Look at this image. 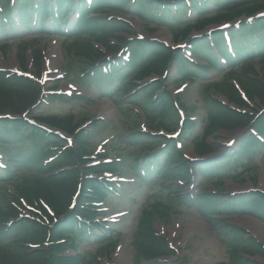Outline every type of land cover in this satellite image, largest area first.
<instances>
[{"label":"rangeland","instance_id":"1","mask_svg":"<svg viewBox=\"0 0 264 264\" xmlns=\"http://www.w3.org/2000/svg\"><path fill=\"white\" fill-rule=\"evenodd\" d=\"M34 2L35 6L40 5L37 3L38 0ZM14 13V23L10 25L0 23V45L10 42L8 46H4L5 50L0 48V72H21L23 67L27 69V75L32 76L31 79L36 80L40 85L39 88L44 91L39 106L33 108L28 116L73 114L75 130L84 140L80 148L85 159L78 160L80 166L107 163L114 164L116 168V173H106L101 176L104 179L102 183L106 191L104 195L101 194L100 200L94 202L102 217L96 219L100 227H103L102 233L96 230V234L93 233L91 239L90 237L89 239L78 238L77 242L73 241V244L65 247L63 254L68 255V258L64 261L53 260L52 263L47 264H90L94 259H97L100 264H134V262L147 264L145 259L139 262L135 243L140 218L146 212L154 218V229L165 237L168 244L175 250L172 256L161 258L169 263L173 259L186 260L177 262L178 264L229 262L231 248L253 241L252 238L248 239V236L255 237L264 248V221L252 214L254 207L250 205V199H247L256 192L264 193V148L254 152L253 155L248 152L238 156L240 159L235 162L242 166L234 163L233 159H226L229 152L240 151L243 140L252 133L251 128L245 130L216 128L207 139L215 149L212 155L216 156L209 163L216 162L219 167L225 168L220 176L211 175L216 174L220 170L219 167L210 175L202 174L195 167L198 165L201 168L205 164L198 158L194 146L202 140L207 117L211 115L210 112L218 111V105L230 103L224 95L209 88L207 83V81L225 79V71H218L219 69H217L218 72L207 71L203 78L193 76L189 77L190 81L176 74L180 66L174 62L169 66L167 77L150 72L146 80L139 83L146 84V87H154L161 82L162 88L158 95L163 96L169 92L180 103L181 108H177V117L182 121V131L167 133L156 125L153 127L144 123V108L140 103L146 102L145 95L147 91H150L149 88L147 90L138 88L136 95L123 93L129 82L124 72H128L127 69L132 65L125 66L129 60L122 55V51H106L97 44L96 47L106 52L107 57L93 65L87 72L80 67V58L73 54L70 46L78 40V37L85 35L87 30L80 25L76 32L67 33L77 24L80 13H73V11L67 13V17L63 19L67 20L65 25L57 29L52 28L54 20L51 16L42 21L44 27L42 29L38 16L32 17L30 22H23L18 17L20 14L17 12V6H14ZM87 17H90L89 21L93 22L106 19L125 20L130 24L131 34L121 32L118 35L129 40L130 44L136 38L146 39L154 47H158L161 43L173 46H176L178 42L181 46L185 44V40L177 41L169 28L164 26L153 31L151 29L153 26L148 27L136 15L105 10L89 13ZM59 23L60 21L57 24ZM215 29L218 28L209 30L213 32ZM192 35L196 33L193 32ZM112 43L119 46L115 41ZM37 47L43 49L44 55L43 59H40L41 72L34 68L36 62L33 51ZM124 48L127 50L126 47ZM186 50L187 45L183 47V51L185 56L189 57ZM22 51L25 54V67L19 60V54ZM215 55L220 59L218 53L215 52ZM91 57H84L82 60L92 63ZM107 61L110 65L106 64L104 67ZM120 62L124 64L118 73V79H106L112 66H117ZM194 62L206 64L198 58H195ZM254 66L258 75L264 79V64L256 62ZM122 74V81H120ZM20 76L25 77V75L14 74L13 78ZM248 103L247 111L259 113L262 109L257 98H250ZM149 108L147 107V111ZM160 108L161 106L155 109L154 113H159ZM172 109L176 112L173 105ZM171 118L176 119L175 116ZM188 121L195 124L189 131L184 126ZM41 126L49 131L60 133L64 142H69L72 150L79 148L78 144L76 146L77 139L74 135H69L57 127L44 124ZM139 129L141 131L139 133L132 132ZM13 132L0 131V136L7 137V134L12 135ZM27 133L28 131L23 128L19 133L24 138L21 141L11 139L9 143H0V152L5 154L0 159L7 163V167L0 172V212L8 209L9 199L5 198L6 192L18 193V186L23 185L27 177L45 172L36 166L31 167L34 159H41L39 164L41 163V156L38 155V159L35 156L29 160L22 159L25 157L24 154L33 155L37 142L25 138ZM169 142L172 143L171 149L176 150L171 155L166 152L171 150L167 147ZM47 147L44 146V149ZM181 157L193 168L179 178L176 173L179 164L176 163ZM229 162H232V165H228ZM149 163L152 166L150 169L146 168ZM57 164L58 161L53 162V165ZM153 166H155L154 169ZM169 167L173 168L172 171L166 172L165 169ZM178 188L182 190L181 193L174 195ZM89 196H91L90 193ZM209 196L224 197L223 202H236V211L227 205L213 208L211 203L207 204L211 206L210 208L206 205L202 207L203 198ZM241 198H246L247 201ZM35 206L24 201L23 208L20 209L21 215L32 216V208ZM5 217L0 213V223L9 224L12 219L5 221L7 219ZM198 223H202L203 231L195 227ZM3 227L4 225H0V242L10 247V240L13 239L15 232L14 224L10 225L7 231ZM25 234L26 231H23L22 237ZM16 244L30 245L31 243L17 240ZM48 245L49 243H46L41 248L46 249ZM76 252L78 255L74 257ZM253 259L264 264V256L256 255ZM95 263V261L92 262V264Z\"/></svg>","mask_w":264,"mask_h":264},{"label":"trees","instance_id":"2","mask_svg":"<svg viewBox=\"0 0 264 264\" xmlns=\"http://www.w3.org/2000/svg\"><path fill=\"white\" fill-rule=\"evenodd\" d=\"M37 3L40 5L35 6L34 0H0V23L8 25L14 23V6H17V12H19V17L23 22H30L32 17L38 16L42 29L44 28L42 21L49 16L54 20L52 28L57 29V27L65 25L67 20L64 21L63 19L67 17V13L72 11L73 13H80L77 22L79 26L76 27L77 24H75L72 30L67 32L68 34L76 32L80 25L87 30L85 35L78 37V40L70 46L73 54L80 58V67L87 72L93 65L106 57V52L98 49L97 44L105 48L106 51L119 52L124 50L122 54L126 55L127 53L129 57V62L125 66L131 64L132 67L127 69L128 72H124V75L128 76L129 82H127L128 86L123 93H135L136 95L138 88L141 90L149 88L150 91H147L145 95L146 102L141 104L144 107L150 105L149 111L145 112V117L147 123L153 127L156 125L160 130L172 132L180 128L179 119L177 113L173 112L170 101L167 100L170 97L167 96L169 95L168 92L163 96L157 95L162 88L161 82L154 87H146V85L139 83L146 80L150 72L164 76L173 62L180 65L178 72L185 78L193 76L203 78L205 73L211 69L224 70L222 63L214 53L213 47L227 60L228 70H224L225 79L209 82L208 87L224 95L239 109L247 106V102L241 95V90L249 98H258L264 108V79L258 75L254 67L256 62L264 64V17H257L256 15L259 11L264 10V0H93L90 6L86 0H38ZM105 10H116L127 14L134 13L148 27L153 26L151 27L153 31H157L160 27H168L173 31L177 41L185 39L190 41L192 56L206 61L207 64L193 63L185 58L182 50H177L165 43L154 47L146 39L136 38L130 44L129 40L118 35L120 32L131 34L130 24L126 21L117 19L89 21L90 17H87L89 13H99ZM192 13L197 17L192 18ZM242 16L244 19L240 21V26L230 29L228 33L233 44V55L228 51L227 38L222 31H214L211 36L204 35L198 39H193L191 36L193 32L203 31L209 26L225 21H234ZM58 21H60L59 24H57ZM112 41H115L119 46L114 45ZM9 43H2L0 48L5 50L4 46H8ZM33 55L36 62L35 67L40 72L42 66L40 59H43L41 48H35ZM88 56H92L90 58L92 63L82 60ZM19 60L20 64L25 67L23 51L19 54ZM106 64L110 65L108 62L104 66ZM123 64L124 62L118 63L117 66L112 64V70L109 72L110 77L106 76V79H118V73L122 70ZM7 74L0 72V115H8L0 118V131L3 133L10 130L14 132L12 135L7 134V137L0 136V143H9L11 139L21 141L24 138L19 133L21 129L25 128L28 133L24 137L37 142L33 155L24 154L25 157L22 159L29 160L33 156L38 159V155L41 156V163L39 164L41 159H34L31 167L36 166L45 172L41 175L32 174L27 177L23 185L18 186V193H5V198L9 199L8 209L2 210L0 213L1 216H6L5 221L13 220L15 232L13 239L10 240V247L0 242V264H47L52 263L53 260L64 261L68 258L63 254L65 247L73 244V241L77 242L78 238H93V233L96 234L95 229L102 232L103 227H100L96 221L100 217V212L94 202L100 200V196L105 194L106 188L98 177L93 178L90 174L99 176L105 172H114L115 166L108 164L97 166L84 164L80 166L78 160L84 161L83 159H85L80 148L84 140L79 137V133L75 130L74 115L68 114L62 117L46 115L26 118V114L38 106L42 90L35 81L29 78H13L14 74ZM122 76L123 74L120 81H122ZM233 80L238 83L239 87L233 83ZM155 96L158 99L156 101L153 100ZM163 100L165 102H162ZM159 105L162 106L159 113H154L153 110ZM183 107L185 108V105ZM217 110L214 113L210 112L211 115L208 116L203 128L202 140L194 146V151L198 156L207 157L215 151L213 144L207 139L216 128L233 130L254 125V129L260 135V138L253 134L249 135L243 140L239 152L228 153L226 159H233L232 161L236 164H240L235 162L239 161L238 156L240 157L244 153L248 154V152L253 155L254 152L264 148V109L260 116L232 109L225 105H218ZM171 116H175L176 119H172ZM37 122L57 127L74 135L77 139L76 146L78 144L79 148L72 150L59 134L35 125ZM134 124L137 125L138 123ZM193 125L195 124L192 121H188L184 126L189 131ZM171 144L169 142L167 146L169 150ZM44 146L48 147L44 149ZM175 151V148H172L166 152L171 155ZM52 158L55 159V162L58 161V164L52 166L53 163H48L45 165V160ZM176 164H179L176 171L179 178L183 173L185 174L193 168L192 165H188L183 157ZM228 165H232V162H229ZM240 166L242 165L240 164ZM195 167L202 174L210 175L219 165L216 162H206L201 168L198 165ZM219 168L220 170L216 174L211 175L220 176L225 168ZM148 169H150V165ZM172 169L169 167L165 171L171 172ZM54 170H59L60 173H53ZM1 171H3L2 168H0ZM45 175L47 176L45 177ZM181 191L180 188L176 189L175 195ZM247 199H250V205L254 207L252 214L264 221V195L256 193ZM247 199L241 198V200L246 201ZM23 200L35 204V207L38 208H35L37 212L33 213L34 217L20 215ZM223 201L224 197L209 196L203 198L202 207L211 203L213 208L227 205L236 211V202ZM153 224L154 218L147 212L140 218L135 239L139 262L145 259L147 264H159L155 263L157 258L173 254V250L168 246L166 240L155 232ZM0 225H4L3 229L6 231L9 228L6 222L0 223ZM23 231H26V234L22 237ZM17 240L31 244L17 245ZM252 240L231 248L229 262L220 264H260L243 256L244 254L264 256V249L260 243L256 239ZM45 241H48L49 245L46 249H41ZM14 244L16 246H13ZM33 246L37 248H33ZM62 246L63 248H61ZM94 261L95 264H100L97 259L92 260L90 264Z\"/></svg>","mask_w":264,"mask_h":264},{"label":"bare ground","instance_id":"3","mask_svg":"<svg viewBox=\"0 0 264 264\" xmlns=\"http://www.w3.org/2000/svg\"><path fill=\"white\" fill-rule=\"evenodd\" d=\"M201 224H202V223H201ZM201 224L198 223L195 227H197L198 230L203 231L204 228H203V226H202ZM198 225H199V226H198Z\"/></svg>","mask_w":264,"mask_h":264}]
</instances>
